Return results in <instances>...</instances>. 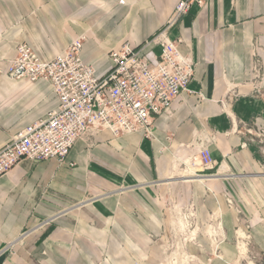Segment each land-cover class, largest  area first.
<instances>
[{"label":"crops","instance_id":"0c3cea01","mask_svg":"<svg viewBox=\"0 0 264 264\" xmlns=\"http://www.w3.org/2000/svg\"><path fill=\"white\" fill-rule=\"evenodd\" d=\"M178 1L0 0V148L57 107L48 83L6 75L19 44L50 61L84 36L81 58L103 76L108 53L140 47ZM203 1L168 33L195 64L192 93L155 119L152 140L89 133L64 164L22 159L0 176V264H161L169 243L218 245L212 264H232L243 230L226 198L240 193L258 202L241 211L264 249V173L243 136L264 117V0ZM203 147L212 172L198 167Z\"/></svg>","mask_w":264,"mask_h":264},{"label":"built area","instance_id":"2783aa9c","mask_svg":"<svg viewBox=\"0 0 264 264\" xmlns=\"http://www.w3.org/2000/svg\"><path fill=\"white\" fill-rule=\"evenodd\" d=\"M193 5L202 7L204 1L179 0L168 23L140 47L125 42L112 49L108 53L111 68L103 76H96L81 58L84 36L50 61L42 60L27 44H19L6 75L48 83L57 107L0 148V176L22 159H54L64 164L74 143L89 133L107 130L119 136L140 132L145 140H152L155 119L168 113L182 93H192L189 85L195 64L180 53L181 38L170 39L168 33ZM149 47L160 49L154 61L146 56ZM198 160L203 170L215 165L206 147L200 149Z\"/></svg>","mask_w":264,"mask_h":264},{"label":"rangeland","instance_id":"374dc122","mask_svg":"<svg viewBox=\"0 0 264 264\" xmlns=\"http://www.w3.org/2000/svg\"><path fill=\"white\" fill-rule=\"evenodd\" d=\"M264 96V94H262ZM249 123L248 128L244 129L243 136L246 137L248 144L252 146L254 155L261 163V172L264 173V117L260 118L259 122ZM198 167L201 168L200 165ZM205 171L212 172V169H206ZM226 202L230 208H232L238 219V224L243 230L241 235V243L233 245L234 253H236V261L232 264H264V249H260L258 245L251 243V226L250 218H245L241 211V206L258 204L255 197H244L242 193L239 196L233 195L226 198ZM264 224V221L261 222ZM238 228V229H240ZM191 247H198L199 252H202V256L206 259L203 260L202 256L197 251L192 252ZM264 248V246H262ZM218 245L203 246V245H187V244H175L169 243L164 246L162 251V263L161 264H212L211 259L218 258L220 256ZM221 251V250H220ZM233 252V251H232ZM208 258V260H207ZM137 264V262L135 263Z\"/></svg>","mask_w":264,"mask_h":264}]
</instances>
